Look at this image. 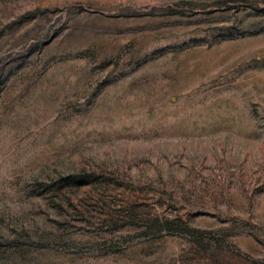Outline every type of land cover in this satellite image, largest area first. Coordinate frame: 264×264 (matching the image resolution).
Returning <instances> with one entry per match:
<instances>
[{
    "label": "rangeland",
    "instance_id": "obj_1",
    "mask_svg": "<svg viewBox=\"0 0 264 264\" xmlns=\"http://www.w3.org/2000/svg\"><path fill=\"white\" fill-rule=\"evenodd\" d=\"M0 264H264V0H0Z\"/></svg>",
    "mask_w": 264,
    "mask_h": 264
},
{
    "label": "trees",
    "instance_id": "obj_2",
    "mask_svg": "<svg viewBox=\"0 0 264 264\" xmlns=\"http://www.w3.org/2000/svg\"><path fill=\"white\" fill-rule=\"evenodd\" d=\"M235 35V34H234ZM231 38L234 37V36H230Z\"/></svg>",
    "mask_w": 264,
    "mask_h": 264
}]
</instances>
